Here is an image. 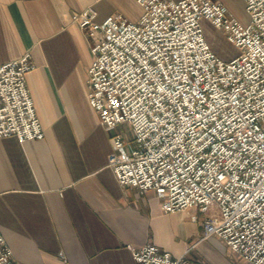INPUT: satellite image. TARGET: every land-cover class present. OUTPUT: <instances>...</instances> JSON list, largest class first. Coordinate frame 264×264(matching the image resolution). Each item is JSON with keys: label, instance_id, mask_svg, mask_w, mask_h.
Here are the masks:
<instances>
[{"label": "built area", "instance_id": "1", "mask_svg": "<svg viewBox=\"0 0 264 264\" xmlns=\"http://www.w3.org/2000/svg\"><path fill=\"white\" fill-rule=\"evenodd\" d=\"M137 21L92 8L75 13L93 38L87 87L113 136V170L124 187L153 191L162 209L197 208L201 240L216 236L250 264H264V0H244L247 23L212 0H136ZM238 53L217 55L202 20ZM30 55L0 62V138L44 132L28 90ZM192 220L197 221L196 215ZM137 264H207L174 257L155 243L130 246ZM0 264H19L0 231Z\"/></svg>", "mask_w": 264, "mask_h": 264}, {"label": "crops", "instance_id": "2", "mask_svg": "<svg viewBox=\"0 0 264 264\" xmlns=\"http://www.w3.org/2000/svg\"><path fill=\"white\" fill-rule=\"evenodd\" d=\"M212 1L245 19L244 0ZM87 8L97 21L121 14L134 22L143 12L136 0H0V62L30 55L26 81L44 132L23 142L0 138V231L19 264H137L129 245L147 242L190 260L207 241L200 239L204 214L167 213L155 192L117 181L112 138L132 131L104 128L89 102L93 38L73 20ZM214 31L227 41L222 30L204 28L212 49ZM211 238L207 264H250Z\"/></svg>", "mask_w": 264, "mask_h": 264}, {"label": "rangeland", "instance_id": "3", "mask_svg": "<svg viewBox=\"0 0 264 264\" xmlns=\"http://www.w3.org/2000/svg\"><path fill=\"white\" fill-rule=\"evenodd\" d=\"M249 19V16L247 13H245V19L243 21H241L242 23H247ZM203 26L205 28V30L207 31H212L213 27L210 25V22H203ZM212 28V29H211ZM215 33V31H214ZM212 33L209 36V40L210 42L213 41L214 43V51L217 55H219V57L223 60H230L232 59L237 53V49L231 45L229 42L223 40V39H219V37L216 36L217 33ZM124 134H126L128 136V132L124 131ZM129 137V136H128ZM196 240V238L194 237H190V239L188 240V243L191 245V243H193ZM213 242H212V238L211 239H207V241H205V243H203V245H199V246H195L193 247L192 251L190 252V255L188 254L187 258H189L192 261H196V262H200V263H209L208 261H206V255L207 252L209 250V248H212Z\"/></svg>", "mask_w": 264, "mask_h": 264}]
</instances>
